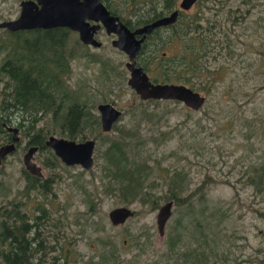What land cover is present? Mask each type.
<instances>
[{"label":"rangeland","instance_id":"1","mask_svg":"<svg viewBox=\"0 0 264 264\" xmlns=\"http://www.w3.org/2000/svg\"><path fill=\"white\" fill-rule=\"evenodd\" d=\"M228 2L225 1L219 15L216 12L219 4L215 0H199L188 11L190 18L193 15L202 17V25L214 23L211 36L215 32L214 37L219 40L214 58L208 57L207 62L201 60L204 70L209 68L211 73L203 72L198 78L203 83L209 78L219 83L214 84L210 92L197 90L206 97L205 104L197 111L172 100L142 102L127 85V57L111 45V35L104 34L101 47H88L86 52L89 55H76L72 63L68 86L76 92L79 100L92 106L94 112H97L98 103H113L122 111L116 122L121 129L135 131L139 125V137L146 141L142 153L147 154L154 169L152 179L160 183L156 190V194L163 198L160 204L168 197L164 185L167 176L175 168L185 173L184 194H190V205L175 204L163 237L157 232V209H151L150 204L138 199L126 205L118 196L106 193L101 184L103 151L111 141H129L114 128L109 132L90 129L96 138V147L94 166L88 171L62 163L50 168L54 162L48 158V151H37L35 159L43 175L56 174L59 179L51 193L42 195L32 191L29 196L26 195V178L22 172V156L29 136L20 132L17 150L8 154L0 165V206L8 201H21L23 209L28 206L31 213L35 212L37 204L48 208L51 218L44 230L45 245L54 246L57 237L58 243L73 254L71 264L96 261L104 242L116 247L120 264H175L177 254L167 255V248L181 218L189 234L194 230V238L198 235L193 224L198 221H202L200 224L208 232L217 233L220 255L229 254L226 264H246L249 244L257 246L261 243L263 237L259 230H264V195L257 193L255 185L248 183L243 175L258 165L264 155V0L246 3L249 13L235 21L238 14L235 9L245 7L238 0ZM122 3L132 5L134 2L122 0ZM126 5L121 6L126 9L123 10L124 18L130 15ZM18 8L15 0H0V15L3 11ZM227 37L232 44L229 54L222 48ZM161 49L171 56L181 48L173 50L164 45ZM3 56L0 51V62ZM155 75L157 73L153 77ZM4 81H0V88ZM144 115H152L153 119L142 120ZM46 123L51 126L52 118L48 117ZM42 124L40 122L37 127ZM6 142V133L0 132V145ZM134 143L135 140L129 142V149L133 150ZM76 178L95 196L93 211H89L84 195L73 183ZM198 187L203 189L198 191ZM118 206H128L134 214L123 224L114 226L109 221L108 212ZM185 213L191 217H183ZM220 219L222 222L215 225ZM144 230L150 233V241L142 252L134 247L132 238ZM189 242V238H183L179 252ZM217 261L221 263L223 259Z\"/></svg>","mask_w":264,"mask_h":264},{"label":"trees","instance_id":"2","mask_svg":"<svg viewBox=\"0 0 264 264\" xmlns=\"http://www.w3.org/2000/svg\"><path fill=\"white\" fill-rule=\"evenodd\" d=\"M134 2V1H133ZM152 2V1H151ZM161 9H171V4L169 0H164L163 7ZM124 8H121L120 11H116V15L119 14V17L123 19L124 23L129 27V18H124ZM157 9H147L144 14L140 16L132 15L133 19H136L135 22L138 25H143L159 17ZM183 16H181V23L177 28L172 30L171 34L167 32L160 33L156 29L155 33L159 36L157 37L158 41H153L157 44H172V38L176 39L177 44H183V34H184V24ZM198 16L193 15L190 23L191 31V42L189 44H196L187 46L191 57L187 59L184 56H178V62L174 66L173 71V80L184 83L185 85L193 88L194 90H207L210 92L212 86L219 83L218 80L207 79L203 82L198 80L199 76L203 72L211 73L209 68L204 70L202 62L199 59L201 51H205V59L214 58L213 53L216 52L217 43L212 39V27L213 23H208L205 28L201 31L199 30V24L197 23ZM131 27V26H130ZM65 33H68V30H64ZM62 33V41L66 39L67 35ZM195 34V35H194ZM173 36V37H172ZM214 37V34H213ZM154 40V39H153ZM152 41V40H151ZM227 50L229 54L230 47H222ZM150 66V64L148 63ZM164 69L156 75L154 78L155 81L161 79L162 81H169L170 77L167 75V63H163ZM144 67L147 70L146 64ZM151 67V66H150ZM16 73H18V67L14 65ZM148 69L147 71H150ZM6 73L5 66L0 68V74ZM5 76V75H3ZM1 78V76H0ZM16 78H19V75H16ZM172 79L170 81H173ZM0 81H2L0 79ZM198 82V84L196 83ZM4 84H9V87H4L0 90V132H4L7 135L5 127L2 126L5 123L6 126L13 127L16 126L20 131L27 132L32 129L33 123L37 122L40 119V116L44 113L49 112L53 109L54 106L61 105H77V121H86L87 117L81 115V107L86 104L79 100L76 92L71 88H66L63 81H35L34 79L26 80H5ZM44 88V94L39 93V90ZM153 101V100H149ZM175 101V100H174ZM143 102V101H142ZM178 102V101H177ZM202 108V107H201ZM200 108V109H201ZM57 111V109L55 110ZM197 111V110H194ZM59 120H64L63 117H58ZM151 120L153 119L152 115H144L142 120ZM91 122L93 129L99 131L98 122L94 118V121ZM67 126H63V129ZM116 127L117 131L120 132L122 138H128L129 141L122 143L111 141L107 148L103 151L104 164L102 165V174L103 178L100 180L102 186L105 187L106 193L117 195L123 203L126 205L132 203L138 199L141 203H147L151 205V209L155 210L158 208L160 202L163 200L161 196L156 194V190L160 186V183L156 179H152L153 167L149 163V157L147 154H143V146H145L146 141H143L139 137V125L135 128V131L124 130L119 126ZM203 127V126H202ZM215 130V129H214ZM98 132V136H99ZM131 140H135L133 145V150L129 149L128 145ZM262 161L253 166V172L251 175L243 174L248 180V183L255 185L257 188V193L264 195V155H262ZM158 163V161L156 160ZM24 175L26 177V191L30 189L31 191L35 190L38 185L40 189L46 191V183L41 182L38 178L33 176H27L26 172ZM168 170L166 171V173ZM185 173L182 171L174 169V172L167 176L164 181V185H168V182L172 186L168 187L167 198L171 196H177L181 193L182 183L185 185ZM33 179L37 180V185L33 188H30ZM152 179V180H151ZM169 181H166L168 180ZM73 183L79 189V191L84 195L85 201L90 205H95V196L91 195L89 190H87L86 185L82 184L76 178ZM202 187H199L198 190H201ZM167 191V187H166ZM190 195L186 196L182 201H179V204H188L190 205ZM40 212L38 216L34 218L36 225L40 226L43 223H47L48 214L44 208L38 209ZM183 217L190 218L189 213H185ZM223 219H220L215 223L218 225L222 222ZM27 219L23 213V203L21 201H8L5 205L0 206V264H34L33 254L30 247H28V242L26 239V223ZM31 222V221H30ZM183 219L181 218L177 225L175 226L174 235L169 241L167 248V255L172 253L177 254L175 259V264H226L229 254L220 255L218 244L217 233L208 232L207 228L202 226L198 221L193 224V227L196 230L198 235L197 238H194L196 235L194 230L191 234L188 232L187 226L183 225ZM150 233L141 232L136 234L132 238V243L139 251H144L150 241ZM183 238H189L190 242L186 248H183L181 252H178V248L182 243ZM45 238L42 239V243L45 244ZM36 241V240H35ZM217 244L216 247L212 245V242ZM103 242V241H102ZM37 246L41 248V241H36ZM102 253L100 258L96 261H92V264H120L119 255L117 253L116 247L112 243L104 242L102 244ZM183 245V244H182ZM46 249V245H44ZM219 263L217 260H221ZM38 264V263H37ZM41 264H46V262H41ZM49 264H56L54 260H51ZM61 264H65V261Z\"/></svg>","mask_w":264,"mask_h":264},{"label":"flooded vegetation","instance_id":"3","mask_svg":"<svg viewBox=\"0 0 264 264\" xmlns=\"http://www.w3.org/2000/svg\"><path fill=\"white\" fill-rule=\"evenodd\" d=\"M26 1H32L38 4L37 0H15V2H17V4L19 5V8L17 10L10 9L9 11H3L0 15V24L3 22L16 20L20 16L21 3L26 2ZM99 1L105 7V9H107L110 12V14L114 16H118V17H119V14L116 15L115 14L116 11L117 12L120 11L121 6L126 5L122 3V0H99ZM132 1H134L132 5H126L127 7H129V9L127 10H129L130 15L128 16V18L130 17L129 23L131 26V27L130 26L129 27L127 26V27L131 31L142 26V25L136 26L137 24L135 22L136 19H133L132 15L140 16V14H144L147 11V9H157L158 10L157 13L160 14L159 17L168 15L176 9L179 10L177 20L174 23L156 28L157 30L160 31V33L172 31L174 28H177L179 26V23H181V16H183L184 18L183 20V24H184L183 44H169V43L164 44L166 45V47L171 46L173 50L175 49L178 50L179 47L181 49L177 51L176 54H172L171 56H169L168 51L161 49L163 48L164 45L162 46V44H157L153 42L157 39V35L155 33L156 29H154L150 34L146 36L144 42L141 44V48L139 52L137 53V55L135 56V61H136L135 65L137 67H142L143 70L146 69L144 67V64H146L148 69L151 68L150 71H147L148 69L144 71L147 73L149 79L154 83L169 82V83H176V84H184L179 81L173 80V71H174L175 64L179 61L177 59L178 56H182L178 54H183L184 58L187 59L188 53H189L187 46L196 45V44H189V42H191L190 23H191V18H193V16L190 18V14L188 13V11L191 8H194L198 4L199 0H197L191 6V8L187 10H182L179 8V4L181 0H169L171 4V9H161L163 7L164 0H142L141 2H139V0H132ZM215 1H217L219 4L218 9L216 11L218 15L223 11V6L225 4V1H229L228 3L231 2V0H215ZM238 1H240V4L244 6L245 8L243 9L241 7H237L235 9L238 14H236L237 16L236 18H234V21L236 19H240L239 17H243L249 13L248 7L245 6V4L249 3L252 0H238ZM114 2L116 3L114 4ZM228 3L226 4V6L228 5ZM230 12L231 10H229V13ZM120 16L124 17L122 14H120ZM197 16L199 20L197 22L199 24V30L202 31L205 28V26L201 24L202 17L200 18L199 15ZM120 20L123 21L122 18H120ZM226 20H228V15H226ZM86 22L92 28H96L95 32L93 33V37L98 42H100L101 45L103 44L102 38L104 34L108 37L109 35H111L112 36L111 41L117 37L116 34H113V33L108 34L106 32L105 27L99 24V22H95L94 20H91V19H86ZM224 23L225 25H227V22H224ZM98 24L100 25L99 27H97ZM65 29L68 30V33H65L64 31ZM62 33H65L67 35L64 42L62 41ZM71 36L74 37L73 40L70 39ZM136 37L140 38L141 35H137ZM212 39H214V41L218 44L219 40L215 39V37H212ZM226 39H227L226 45L223 47H227V46L232 47V44H230V41H229V37H227ZM172 43H177L174 37L172 38ZM79 45L80 47H78ZM101 45L99 47H101ZM88 47H94V46L81 41L79 39V33L67 27L56 26V27H51L47 29L29 28V29H17V30H9L6 27H0V51L4 53V56L2 57L1 62H0V68L5 66V70H6V73H2V75L0 74L1 76L0 79L1 80L34 79L35 81L50 80L54 82L63 81L65 87L69 89L70 87L68 85L70 84L69 80H70V75L72 72V63L75 60L76 55L88 56L89 54L86 52ZM182 47H184V51H182ZM121 52L124 53L123 51ZM126 57L128 61V56L126 55ZM199 59L200 60L205 59L204 50L201 51L199 55ZM148 63L150 64L151 67L148 65ZM163 63L165 64L167 63L166 73L170 77V80L172 79L173 81H170V80L162 81L161 79H158V81L154 80V78L156 77V75L153 77L154 73H157L158 75L164 69ZM14 65L19 68L18 73H16V69L14 68ZM17 74L19 75V78H16ZM4 87L8 88L9 84L3 83L0 90H2ZM38 90H39V93L44 94V88H42V90L40 89ZM149 100H153V99H149ZM149 100H142V101H149ZM153 101H158V100H153ZM56 109L57 111H55ZM96 111L97 112H94L92 110V106L90 107L89 105L84 104L81 107L80 113L81 115H85L87 117V120L78 122L77 121V105L54 106L52 110H50L47 113L42 114L40 116V119L37 122L33 123L32 129L25 132L29 136L25 153L30 147L36 148L33 154L32 161L36 165L35 167L38 170L39 175L32 174L25 168L23 164V156L25 153L22 156V164L24 167L23 171L26 172L28 177L33 176V177L38 178L41 182L46 183V187H47L46 191H43L39 188L40 185H38L37 188L33 191H37L42 195L43 193L47 195L52 192L53 185L59 179V176L56 174H52L46 177L43 175L42 168L38 165L35 159V153L37 151H48V158H52L54 162L53 166L50 168H56L58 167L60 163L64 164L65 166H69V165H66L63 161H61V159L54 153V151L46 145V141L49 139L50 136H55L57 138H62V139H66L69 141H75L78 143L84 142L86 140H95V147H96V138L94 137L93 132L90 131V129H93L94 127H92L91 122H89V121H94V118H95L98 122L99 129H101L100 114L97 110V106H96ZM48 117L52 118L51 126H47L50 123V122L46 123V120ZM58 117H63L64 120H59L57 119ZM40 122H42L43 124L37 127V125ZM2 126L5 127L3 124ZM63 126H67V127L63 129ZM114 126H116V123H114L112 127L116 130V127ZM13 127H16V126H13ZM50 128H53V129L50 130ZM6 132H7V135H6L7 142L6 143H10L12 139V132H8L7 130ZM18 132L20 134V132H23V131H20L18 129ZM19 142L15 144V150H17L18 148L17 146ZM6 143H2V145ZM95 147H94V150H95ZM15 150L13 152H15ZM93 158H94V154H93ZM71 166H79L83 172L85 170L78 164L71 165ZM250 171L246 172V174L251 175V173L253 172V169H251ZM166 181H169V179ZM37 182H38L37 180L33 179L32 184L30 185V188L35 187L37 185ZM26 183H25V187H26ZM169 186H172L170 182H168V185H166L167 192H169L168 191ZM185 188L186 187L184 183H182V189H181L180 194L183 196H180V194H178L177 196L172 195L171 198L167 199L162 204H159L157 210L164 203L171 201V200L173 201L172 207H171V211H172L171 216L169 217L168 220H170V218L173 215V207L175 206V204L179 205V201H182L186 196L190 195L188 193L184 194ZM30 192L32 191L28 189L26 195L29 196ZM85 203L87 204L89 211H93L94 207L90 206L86 201ZM40 208H44L46 210V214H48L49 216L48 220H50L51 212L47 210L48 208H45L44 206H41L40 204L36 205L35 212L33 213H31V210L28 206H25L23 209V213L25 214V217L28 221L26 223V228H25L26 234H27L26 239L28 242V247H30L32 250V254L34 257L33 263L41 264V262H46V264H49L51 260H54L56 264H61L64 261H65V264H71L73 260V254H69V251L64 249L63 246L60 245V243H58L57 237L55 238V242L53 244L54 246L50 247L49 249H46L44 246L45 244L42 243V239L46 237L44 236V230H45L46 225L42 224L38 226L36 225L34 221V218L38 216L40 213L38 211V209ZM114 226H118V225H114ZM259 235L263 237V240L257 246L249 244L248 246L249 256L246 260V264H264V230L260 229ZM35 240L41 241V248H43L44 251H42L40 247L37 246ZM178 252H179V248H178ZM117 253H118V250H117ZM89 264H92V261H89Z\"/></svg>","mask_w":264,"mask_h":264},{"label":"water","instance_id":"4","mask_svg":"<svg viewBox=\"0 0 264 264\" xmlns=\"http://www.w3.org/2000/svg\"><path fill=\"white\" fill-rule=\"evenodd\" d=\"M196 1L181 0L179 8L187 10ZM37 2L38 4L32 1L22 2L20 16L16 20L1 23L0 27H6L9 30L67 27L77 31L79 39L84 43L99 47L101 43L93 37L96 28H92L86 22V19L94 20L105 27L108 34H116L117 37L111 41V44L128 56V61L125 63V67L129 72L127 85L141 100H175L192 110H199L205 104L206 97L199 91L185 84L154 83L142 67L135 65V56L146 36L158 27L174 23L178 17V9L131 31L118 16L110 14L99 0H37ZM99 24L97 27L100 26ZM137 35H141V37L137 38ZM97 110L100 114L102 132L111 131L114 123L122 115V111L110 102L99 103ZM3 125L8 132H12V139L10 143L0 146V165L5 156L15 150V144L20 140L18 128L6 126L5 123ZM46 145L66 165L78 164L85 170H90L94 166L95 140L78 143L50 136L46 141ZM35 150V147H30L27 150L23 156V164L29 172L39 175L36 165L32 161ZM172 203V200L164 203L157 211L156 227L160 237L164 236L165 225L172 212ZM133 214L134 212L129 207L120 206L111 209L108 218L111 224L121 225Z\"/></svg>","mask_w":264,"mask_h":264}]
</instances>
